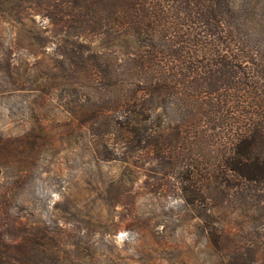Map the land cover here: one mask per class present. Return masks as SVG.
Wrapping results in <instances>:
<instances>
[{
  "label": "rangeland",
  "instance_id": "obj_1",
  "mask_svg": "<svg viewBox=\"0 0 264 264\" xmlns=\"http://www.w3.org/2000/svg\"><path fill=\"white\" fill-rule=\"evenodd\" d=\"M0 264H264V0H0Z\"/></svg>",
  "mask_w": 264,
  "mask_h": 264
}]
</instances>
